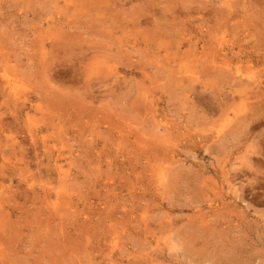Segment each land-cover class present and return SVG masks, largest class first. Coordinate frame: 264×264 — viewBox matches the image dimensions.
<instances>
[{
  "label": "rangeland",
  "instance_id": "374dc122",
  "mask_svg": "<svg viewBox=\"0 0 264 264\" xmlns=\"http://www.w3.org/2000/svg\"><path fill=\"white\" fill-rule=\"evenodd\" d=\"M0 264H264V0H0Z\"/></svg>",
  "mask_w": 264,
  "mask_h": 264
}]
</instances>
